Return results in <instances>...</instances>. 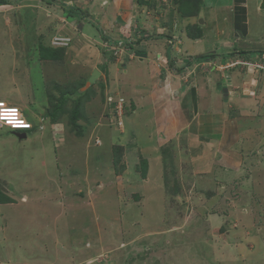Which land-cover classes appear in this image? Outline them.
<instances>
[{"label": "rangeland", "instance_id": "1", "mask_svg": "<svg viewBox=\"0 0 264 264\" xmlns=\"http://www.w3.org/2000/svg\"><path fill=\"white\" fill-rule=\"evenodd\" d=\"M164 4L177 8L172 0H137L149 10ZM32 13L26 39L13 42L23 55L54 23L36 25ZM0 47L11 50L2 40ZM116 49L115 61L126 59ZM76 53L69 50L66 62L57 53L59 69L39 70L32 55L0 58V101L34 127L18 140L0 124V264H264V134L248 141L253 153L242 172L197 194L188 167L167 173L151 152L147 121L130 131L124 106L134 104L114 98L105 78L76 95L97 79L73 65ZM42 76L51 82L46 92Z\"/></svg>", "mask_w": 264, "mask_h": 264}, {"label": "crops", "instance_id": "2", "mask_svg": "<svg viewBox=\"0 0 264 264\" xmlns=\"http://www.w3.org/2000/svg\"><path fill=\"white\" fill-rule=\"evenodd\" d=\"M193 3L197 6H193L194 16L181 18L166 4L164 9L153 5L149 10L146 5L138 7L137 0H0V27L6 30L0 40L11 47H0V58L30 60L32 55L30 61L37 60L34 67L39 70L59 69L57 55L66 62L67 52L77 51L73 65L87 79L92 74L97 79L88 89L75 88L76 95L105 78L106 90L114 98H123L129 108L134 104V109L126 110L130 131L141 132L140 123L147 121L148 142L158 162L166 165L167 173L188 167L194 191L206 195L218 187V180L224 182L229 174L234 178L244 170L246 152L253 153L246 147L248 141L264 134V71L244 64L264 65V0ZM30 12L36 25L42 18L54 23L45 25L48 32L36 36V49L23 55L13 42L26 39L25 19ZM161 17L166 26L158 24ZM197 23L200 35L189 36L186 27ZM10 28H15L14 34L7 31ZM168 35H174L172 47ZM58 37L70 39L69 46L53 47ZM124 41L131 43L130 50L124 51L126 59L115 61L110 52L105 53L108 45ZM41 44L58 54H43ZM45 79L42 76L38 86L44 92L51 83H44ZM53 116L49 115L51 120ZM216 118L221 125L215 129L211 125ZM207 128L210 133L204 131ZM42 130L45 125L36 134Z\"/></svg>", "mask_w": 264, "mask_h": 264}, {"label": "clouds", "instance_id": "3", "mask_svg": "<svg viewBox=\"0 0 264 264\" xmlns=\"http://www.w3.org/2000/svg\"><path fill=\"white\" fill-rule=\"evenodd\" d=\"M73 9H75V8H73ZM159 12V11H158ZM157 12V13H158ZM162 14V13H161ZM161 14H159L158 13V15H161ZM164 19V18H163ZM164 21V22H163ZM162 23L164 24L165 23V20H162ZM53 44H52V46L53 47H60V48H62V47H68L69 46V44H70V39H68V38H63V37H58V38H56L53 42H52ZM130 45H131V43H130V41H124V42H118L117 43V45H114V46H112V45H108L107 47H106V50H108V52H110V54L113 56V57H115L114 55H113V51L115 50V48H117L116 49V51H126V50H130ZM116 55V54H115ZM263 61H264V59H263ZM244 64H246L248 67H250V68H253V69H258V70H262V71H264V65L261 63H258L257 61H255V62H245ZM255 65H261V66H263V68H259L258 66H255ZM113 100H114V98H113ZM120 101L121 102H126L123 98H121L120 99ZM0 103H4V105H6V106H12V105H8V103L7 102H4V101H0ZM0 106H1V104H0ZM13 107H15V108H17V109H19V112H20V114H22V118L24 119V120H26V123L28 124V125H14V126H11V124L13 123V124H15V117H16V111L15 110H13V111H8V112H5L4 113V116L7 118V120L9 121V123H7L5 120H2V119H0V124L1 125H3L4 127H6V128H8L9 129V132L13 135V136H15L18 140H21V139H19L18 137H17V135H16V133L17 134H23V133H25L26 135H27V138H28V134H27V132L28 131H33V128L34 127H30V125H32L31 123H29L28 122V120L26 119V117L24 116V113L22 112V110L19 108V107H17V106H13ZM117 107V106H116ZM119 110H120V106H119V108H118ZM124 110H125V113L127 112L126 111V108H125V106H124ZM121 111V110H120ZM22 123V122H21ZM33 126V125H32ZM26 138V139H27ZM25 139V140H26ZM24 140V139H23Z\"/></svg>", "mask_w": 264, "mask_h": 264}, {"label": "trees", "instance_id": "4", "mask_svg": "<svg viewBox=\"0 0 264 264\" xmlns=\"http://www.w3.org/2000/svg\"><path fill=\"white\" fill-rule=\"evenodd\" d=\"M172 1H173V4L177 7L176 8L177 14L179 13L181 15V18L188 17L190 15L194 16V14H195L194 10L195 9H194L193 6H196V5H194L193 0H172ZM141 2L142 1H140V3ZM195 8L197 9V6ZM166 24H167V22L164 23L165 26H166ZM198 28H200L198 23L195 26L188 25L186 27V31H187L189 36H194L195 35L197 37L198 35H200L198 33L199 31H197ZM196 31H197V33H196ZM173 36L172 35L171 36L168 35V37L166 36L167 40L169 41V46L170 47H172V45H173ZM45 51H46V53H51L52 55L53 54H57V52H58V51H55L53 49L50 50V48L46 49ZM55 108H56L57 112L60 110L59 107L55 106ZM52 120L55 121L56 120V116H53Z\"/></svg>", "mask_w": 264, "mask_h": 264}, {"label": "built area", "instance_id": "5", "mask_svg": "<svg viewBox=\"0 0 264 264\" xmlns=\"http://www.w3.org/2000/svg\"><path fill=\"white\" fill-rule=\"evenodd\" d=\"M255 66H258L259 68H263V66H261V65H255ZM0 104H1V106H0V119L5 120L7 123H9L7 118L4 116V113L8 112V111L15 110L16 111L15 124L12 123L11 126H14V125H28L26 123V120H24L22 118V114H20L19 109L15 108L13 106H6V105H4V103H0Z\"/></svg>", "mask_w": 264, "mask_h": 264}, {"label": "water", "instance_id": "6", "mask_svg": "<svg viewBox=\"0 0 264 264\" xmlns=\"http://www.w3.org/2000/svg\"><path fill=\"white\" fill-rule=\"evenodd\" d=\"M16 135H17V137H18L19 139H21V140L27 138V135H26L25 133H23V134H17V133H16Z\"/></svg>", "mask_w": 264, "mask_h": 264}]
</instances>
